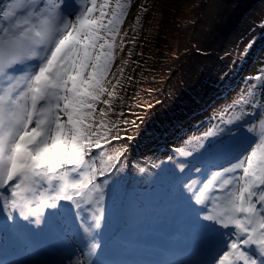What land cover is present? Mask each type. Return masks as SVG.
Listing matches in <instances>:
<instances>
[{
  "label": "snow or ice",
  "instance_id": "6c2138e0",
  "mask_svg": "<svg viewBox=\"0 0 264 264\" xmlns=\"http://www.w3.org/2000/svg\"><path fill=\"white\" fill-rule=\"evenodd\" d=\"M125 8L0 0V264H264V136L248 123L264 114V73L182 157L130 175L124 128L85 123L113 96L107 77ZM133 182L162 187L171 214L172 238L154 258H128L114 238Z\"/></svg>",
  "mask_w": 264,
  "mask_h": 264
},
{
  "label": "rangeland",
  "instance_id": "374dc122",
  "mask_svg": "<svg viewBox=\"0 0 264 264\" xmlns=\"http://www.w3.org/2000/svg\"><path fill=\"white\" fill-rule=\"evenodd\" d=\"M100 2L126 6L118 26L125 45L116 52L119 55L114 52L118 40L113 48L106 87L113 91L116 102L125 104L121 111L114 109L115 123L110 128H124L118 140L127 151L120 159L130 175L133 168L139 176L141 170L158 167L162 156L182 157L201 133L234 113L233 102L254 87L251 77L258 71L264 73V48L261 47L264 45V0H205L200 10V0H98ZM181 2L185 7L183 11L176 8ZM161 14L167 20L160 19ZM169 22L173 23L170 27ZM158 26L172 38L170 51L178 57L171 62L163 50L159 51L154 60L151 58L146 63L147 68L151 67L147 71L150 75L139 78L138 73L142 71L135 60L144 58L142 52L148 42L146 30L158 31ZM185 35H191L194 47L188 44V48H194L191 54L196 58L194 62L181 51ZM131 39H134L132 44ZM245 45H248L247 51ZM135 46L140 51H135ZM161 60L167 61L169 65L165 66L169 68L158 65ZM107 97L110 98L104 94L97 102L91 114L95 118L91 125H96L100 115H110L113 109L110 106L100 112L102 101ZM108 101L111 104V99ZM126 120L135 124L137 136L132 137L127 132ZM248 123L253 125L252 135L256 140L264 136V114L257 113ZM146 129L152 130L151 135H145ZM97 131L100 129L92 127L93 133ZM111 146L117 145L112 142ZM103 150L106 155L111 154L107 148ZM128 199V217L117 226L114 238L128 258H154L153 251L166 249L172 238L171 214L165 206L164 189L145 187L140 191L133 182Z\"/></svg>",
  "mask_w": 264,
  "mask_h": 264
},
{
  "label": "trees",
  "instance_id": "16d2710c",
  "mask_svg": "<svg viewBox=\"0 0 264 264\" xmlns=\"http://www.w3.org/2000/svg\"><path fill=\"white\" fill-rule=\"evenodd\" d=\"M176 1V0H175ZM205 0H200V2H198L199 4H198V9L200 10V7H201V5H202V3L204 2ZM184 5L182 4V2H181V4H179L176 8L177 9H181L182 11H183V9L185 8V7H183ZM188 6V5H187ZM186 6V7H187ZM192 7V6H191ZM190 8V7H189ZM160 19H162V20H167V18H165L164 17V15H162L161 14V18ZM171 20H173V19H171ZM170 20V21H171ZM173 21H175V20H173ZM177 21H175V22H173V23H176ZM189 22V21H188ZM173 23L172 22H169V27L171 26V25H173ZM190 23V22H189ZM194 23V22H193ZM189 25V24H188ZM159 27V30L158 31H154V30H151L150 31V33H149V31H147L146 30V32H147V35H148V42H147V48L145 49V51H141L142 53H143V55H144V58L142 59V60H135V62H136V64H137V67H138V69H139V67H140V69H141V73H138V77L140 78L142 75H144V76H148V75H150V72H148L147 73V71H148V69L150 70L151 69V67H149V68H147V66L146 65H148V64H146L147 62H149L150 61V59L152 58V60H154L155 58H156V55H158L157 53L160 51L161 52V50H163L166 54H167V56H168V58L169 59H172V61L171 62H174L175 61V59H177V57H178V54H173V53H171V51H170V45H169V43H170V41H171V39L172 38H169V34L168 33H166L167 31H165L164 32V30H161L162 28L160 27V26H158ZM189 27V26H188ZM190 28V27H189ZM190 31H192V29L190 28ZM186 34V33H185ZM122 34H120V33H118V36L122 39V40H124V38H123V36H121ZM143 35V34H142ZM146 36V35H145ZM185 41H184V43L182 44L183 46L181 47V51H182V53L184 54V52H185V56L186 55H188L189 56V59L188 60H192L193 62L195 61V57H193L191 54H193V51H194V45H193V42L191 41V35H185ZM131 41V44L132 43H134V39H131L130 40ZM118 44L116 45V48H115V50H114V52L116 53V52H118L121 48H123V47H121L120 46V40H118ZM123 44L125 45V42H123ZM188 44H190V45H192L193 47L191 48V49H189L188 48ZM136 45V44H135ZM133 47V46H132ZM132 47H131V50H132ZM135 51H140V48L138 49L136 46H135ZM195 52H196V50H195ZM128 53H129V50H128ZM151 53H152V55H151ZM169 53V54H168ZM116 55H119L118 53H116ZM129 56H132V53L130 54L129 53ZM118 57V56H117ZM185 59H186V57H185ZM185 59L183 58V60L185 61ZM158 60H160L159 58H158ZM182 60V59H181ZM124 61V60H123ZM139 63H138V62ZM151 63V62H150ZM192 63V62H191ZM141 64V65H140ZM165 64L166 65H169V63L167 62V61H165V62H162V60H161V62L158 64V65H160V66H162V65H164V68H169V66H165ZM117 67V66H116ZM153 70H154V68H153ZM103 96V95H102ZM101 96V97H102ZM109 99H111V104H107V105H103V108H107V107H109V108H113L112 110H111V113H110V115H108V116H99L97 119H96V121H95V124L96 125H102V124H108L109 125V127L110 126H112L115 122H114V118L112 117L113 116V113L115 112V110L116 111H121L123 108H124V103H122L121 101L120 102H116V100L113 98V96L112 97H110V98H108L107 97V100H109ZM115 109V110H114ZM92 111H94V109L92 110ZM110 111V110H109ZM92 117V116H91ZM92 120H95V118H89L87 121H85V123L86 124H88V125H91L92 124Z\"/></svg>",
  "mask_w": 264,
  "mask_h": 264
}]
</instances>
